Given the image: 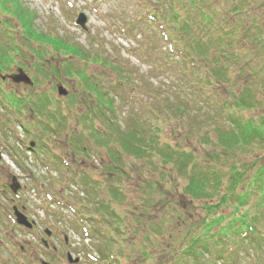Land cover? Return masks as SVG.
Wrapping results in <instances>:
<instances>
[{"label": "rangeland", "instance_id": "obj_1", "mask_svg": "<svg viewBox=\"0 0 264 264\" xmlns=\"http://www.w3.org/2000/svg\"><path fill=\"white\" fill-rule=\"evenodd\" d=\"M203 4L208 13L215 11L217 7L214 18L226 27L227 35L224 39L231 44L226 46L225 41L216 38V35L220 33L219 29L212 28L210 24L208 25L211 28L208 25L205 26V33L211 36L212 41L219 45L218 50L223 51L224 57L230 61L222 64L226 68V75L231 79L228 85H222L221 90L227 93L225 96L228 98L225 97L223 100L232 104L234 97L237 98L243 94V100L250 105H243L241 106L243 108L239 107L240 109L232 107L234 114L239 115L244 121L264 122V0H221L220 2L219 0H203ZM9 7L10 10H4ZM0 10H2L0 18L3 20L1 36L5 42L12 37L13 41H9L11 47H18L22 56L19 58L20 61L14 57V62L9 67L12 71L15 70L14 66H24L36 80L40 68L48 76L41 78L42 81L38 83L39 88L55 87V84L56 86L62 84V81L67 84L64 87L77 96V100H82L83 90H87L82 79L86 75L98 74L92 77L91 82L98 83V88L105 91V100L112 105L111 111L107 112L110 121L118 123L125 129L128 115L140 114L144 120H149L153 125L161 123L159 125L165 127L167 135L166 137L162 135L161 140L165 137L172 144L195 148L197 153L205 154L208 151V147L200 145L197 141L198 135L201 134L199 125H205L208 123L206 121H210L205 113L207 107L204 106L202 98L203 100L208 97L211 99L206 102H212L210 105L207 104L209 107L217 104L216 99L208 96L207 90L204 91L202 98L196 97L198 95L184 87L185 80L180 79L183 82L181 84L177 77H174L173 71H178L181 77L190 78V73H187L183 67L187 60L184 59L181 51L170 52L169 41L162 37V31L160 34L159 25L154 21L145 20L144 12H141L137 0H0ZM14 10H16L15 13H13ZM79 13L84 14L87 19L85 31L74 25ZM73 46L81 47L85 56H73ZM31 49L38 50L42 55L36 56ZM226 49L235 52V57L225 52ZM114 68L120 71L121 77L129 76L125 78L129 82L126 83L127 87L118 86L125 83L117 76L115 80L119 84L116 85L113 82L114 75L110 71ZM63 69H69L70 75L66 76L76 82H70L58 76L63 74ZM57 77L59 79L53 81L54 84H48ZM174 91L179 92L181 96L186 95L185 98L189 101L187 110L183 111L181 104L179 107L182 111L177 112L179 111L176 109L178 100L173 95ZM17 92L21 94L22 90L19 89ZM53 93L58 98L56 92L53 91ZM38 99L51 106L56 112L59 109L67 124L63 128H58L57 134L43 133L41 128H31L27 134L22 128L19 129V126L13 125V133L7 134L9 141L2 143L8 148L11 145L15 146L14 149H17L20 157L22 155V163L27 167L25 166L26 172L19 171L10 162L9 154L0 152V183L1 181L10 183V177L17 176L21 185V190L15 196L8 191L0 192V210L17 205L25 209L26 216L29 220H33L36 226L31 233L12 227L13 223L8 217L9 212L4 211L5 215L0 217V264H39V259L48 264H68L64 258L65 251L70 252L69 256L73 261L80 259L78 264L103 263L96 248L98 245L101 246L108 235L93 234L91 222L83 220L87 219L85 211L93 210L91 200L82 193L86 191L84 184L77 179V187L69 185L59 179L60 177L53 173L51 168L45 169V165L36 162L39 160L37 157L29 156L22 147L20 148L18 141L21 138L24 143L34 141L39 150L48 149L43 143L46 142L45 139H48L51 144L61 142L65 136L71 135L70 131L73 128L76 129L75 108L69 111L63 100H60V105L52 106L54 100L50 91L41 93ZM95 100L97 101V97ZM163 100H169V103L166 102L164 105ZM174 101H176L175 108L172 104ZM87 103L93 102L88 98ZM12 105L18 104L13 102ZM214 110L216 111L215 108H211L210 112L216 114ZM86 115L88 116V111ZM23 118L26 121H43V118L37 119L36 116L33 120L28 115ZM55 127L53 125L52 129ZM1 129L3 128L0 127ZM82 130L84 131L83 140L88 139V132L84 128ZM13 134L16 135V140L11 136ZM38 135L42 136L43 142L38 139ZM214 136L216 138L215 133ZM53 139L55 140L52 142ZM80 144L85 149L99 152L100 157L104 155V159L107 158V149H99L91 139L90 142L86 140ZM5 150H7L6 147ZM95 157V159H89L91 162L88 165L96 168L101 160L98 155ZM125 166L127 173H130L129 183L134 182L136 176L141 177L143 184L146 180L157 182L163 187L164 192L174 199L182 198L183 189L189 184L188 175L179 177L168 173L163 180L161 177L154 176L151 172L152 167L143 166V174L139 175L136 174L141 171L138 164L126 159ZM48 170L51 172L49 173ZM145 170H148V174ZM129 183L126 182L125 189H129ZM106 197L108 199V196ZM10 199L14 201L10 203ZM125 205L122 208L113 207L116 215L127 217L126 209H123L126 208ZM197 213L193 206H187L188 218L185 220H191ZM167 223L169 227L165 230L166 234L168 231L188 227V222L179 225L171 219L167 220ZM44 230L52 231L56 236L51 239V244L56 251L52 252L50 249L49 259L41 255L43 247L39 241L40 238L45 239ZM85 231L87 234L84 233ZM136 234H134L137 237V240L133 242L134 247L126 246L122 252L124 257H128L133 252L131 255L133 257L131 259L123 257L121 264H132L143 251L142 236ZM171 235L175 236V233ZM129 237L130 235L126 234V238L130 239ZM162 239L166 244L167 235ZM259 258L262 259L264 256L261 255ZM165 260L166 257L158 252L147 262L148 264H167ZM141 261L143 264L147 263L143 259Z\"/></svg>", "mask_w": 264, "mask_h": 264}, {"label": "trees", "instance_id": "obj_2", "mask_svg": "<svg viewBox=\"0 0 264 264\" xmlns=\"http://www.w3.org/2000/svg\"><path fill=\"white\" fill-rule=\"evenodd\" d=\"M137 1L144 18L148 16L159 25V32H163V38L169 41L170 52L181 51L188 60L183 67L190 73V78L181 77L178 71H173L174 77L181 84V80H185L184 87L198 95L196 97L202 98L207 90L208 96L215 98L217 104L209 107L207 104L212 102H206L211 99L202 98L210 121L199 125L201 134L197 141L208 147V151L197 153L195 148L172 144L165 138L167 132L159 125L161 123L153 125L140 114L128 115L125 129L110 121L107 111L112 109L111 103L105 100L106 95L85 80L106 110L90 111L89 108L88 116L85 110L80 115L81 134L84 128L89 134L88 139L83 140L81 136L80 140V135L72 134L74 149H79L83 155L87 154L84 147H79L82 141L90 142L91 139L99 149H107L105 159L98 153L99 159H104L99 164L104 182L86 185V191L82 192L93 206V210L85 211L87 219L83 220L91 222L93 234L108 235L96 248L103 262L99 264L123 263L122 252L126 246L134 247L136 233L142 236L143 251L132 264H143L142 259L149 262L158 252L166 257L167 264H263L264 258L259 256H264V122L244 121L234 114L232 107L240 109L247 105L243 94L232 99L234 104L223 100L227 93L221 90L222 85H228L231 79L222 64L230 61L204 31L210 24L220 31L216 38L225 41L226 46L231 45L224 39L226 27L214 18L217 7L208 13L203 0ZM225 52L235 57V52L228 49ZM72 53L85 56L83 49L77 46L72 48ZM114 74L126 81L117 68H114ZM173 95L178 100L177 112L182 111L181 104L183 111L187 110L186 95L181 96L175 91ZM163 102L166 105L169 100ZM175 102L172 103L174 108ZM211 108L216 109V114L210 112ZM162 135L164 140H161ZM126 159L139 165L141 171L136 173L139 175L143 174V166L152 167L154 176L163 180L168 173L179 177L188 175L189 184L183 189L182 198L167 195L157 182L146 180L143 184L140 176L129 183ZM145 171L148 174V170ZM82 176L87 177L84 172ZM126 182L129 189H125ZM124 205L127 217L116 215L114 208ZM190 205L198 213L191 220H185L188 218L186 208ZM171 219L179 225L188 222V227L166 234L167 220ZM126 234L131 238L127 239ZM166 235L168 241L164 244L162 238ZM132 253L124 258L131 259Z\"/></svg>", "mask_w": 264, "mask_h": 264}, {"label": "water", "instance_id": "obj_3", "mask_svg": "<svg viewBox=\"0 0 264 264\" xmlns=\"http://www.w3.org/2000/svg\"><path fill=\"white\" fill-rule=\"evenodd\" d=\"M85 23H86V19H85L84 15L80 14L77 17L75 24L80 26L81 28H84ZM58 93L60 95L65 94V92L62 89H59ZM19 188L20 187H19L18 183L16 182V179L13 178L12 179V185H10L11 191L13 193H16ZM15 216L17 218V223L19 225L25 226L26 228H31V225L27 223L26 218L22 214L15 211Z\"/></svg>", "mask_w": 264, "mask_h": 264}, {"label": "flooded vegetation", "instance_id": "obj_4", "mask_svg": "<svg viewBox=\"0 0 264 264\" xmlns=\"http://www.w3.org/2000/svg\"><path fill=\"white\" fill-rule=\"evenodd\" d=\"M30 87H32V86H30ZM13 88H15V89H20V88H22L23 90H26L27 92H28V95L26 96V97H23V98H21L23 101H25L26 100V102L24 103V104H22L21 103V105L23 106V108H26V107H29L30 106V99L31 98H33V89L34 88H29V86H24V85H21V84H18V85H16V86H13ZM19 98V97H18ZM69 169H71V167H69ZM75 169H77V168H75ZM4 186V185H3ZM54 238H56V236H55V234L54 233H52V235L50 236V237H48V239H47V242H48V247H44V250H43V254L42 255H50V252H48L49 251V247L50 246H52V242H51V239H54ZM42 239H40V241H41ZM66 242V241H65ZM66 244V243H65ZM52 251L53 252H55L56 251V248L54 247V246H52Z\"/></svg>", "mask_w": 264, "mask_h": 264}]
</instances>
